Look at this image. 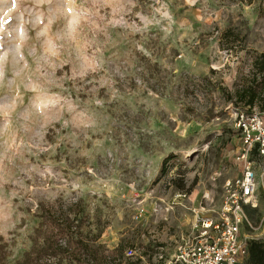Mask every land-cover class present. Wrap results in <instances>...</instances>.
<instances>
[{
    "label": "rangeland",
    "instance_id": "rangeland-1",
    "mask_svg": "<svg viewBox=\"0 0 264 264\" xmlns=\"http://www.w3.org/2000/svg\"><path fill=\"white\" fill-rule=\"evenodd\" d=\"M260 56L264 0H0V264L75 204L121 264H168L191 208L243 174L235 109L264 119V85L239 95ZM250 217L264 240L263 187Z\"/></svg>",
    "mask_w": 264,
    "mask_h": 264
},
{
    "label": "built area",
    "instance_id": "built-area-1",
    "mask_svg": "<svg viewBox=\"0 0 264 264\" xmlns=\"http://www.w3.org/2000/svg\"><path fill=\"white\" fill-rule=\"evenodd\" d=\"M235 119L243 141L238 157L243 161V174L225 181L218 210L209 209L202 202L191 208L194 220L189 236L177 246L168 264H240L248 253V240L251 239L248 231L255 229L251 210L258 207L259 191L261 187L264 189V172L260 183L254 160L264 161V119L262 112L257 110L239 109H235ZM187 196L186 192L176 195L180 199ZM207 197L203 198L207 200ZM135 253L134 248L125 251L127 257ZM121 261L122 258H118L111 264H121Z\"/></svg>",
    "mask_w": 264,
    "mask_h": 264
},
{
    "label": "trees",
    "instance_id": "trees-1",
    "mask_svg": "<svg viewBox=\"0 0 264 264\" xmlns=\"http://www.w3.org/2000/svg\"><path fill=\"white\" fill-rule=\"evenodd\" d=\"M253 63L258 73L257 78L239 92L240 99H245L249 108L256 105L264 85V56L256 58ZM42 210L40 216L45 225L35 229L38 234L43 235L42 240L39 235L33 239L21 264H64L65 261H74L76 264H111L112 260L121 259V245L109 250L97 243L99 234H83L78 218L82 209L77 204L74 208H69L68 212H58L53 205ZM240 264H264V240L249 239L248 253Z\"/></svg>",
    "mask_w": 264,
    "mask_h": 264
}]
</instances>
